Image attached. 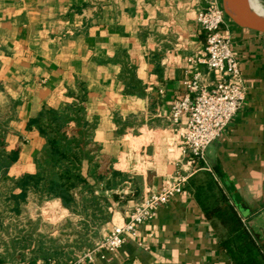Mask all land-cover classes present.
I'll return each mask as SVG.
<instances>
[{
    "label": "crops",
    "instance_id": "1",
    "mask_svg": "<svg viewBox=\"0 0 264 264\" xmlns=\"http://www.w3.org/2000/svg\"><path fill=\"white\" fill-rule=\"evenodd\" d=\"M204 6L192 0H0V133L4 150L17 153L0 186L35 173L45 140L30 121L42 109L70 105L81 90L98 155L123 178L108 189L82 164L87 186L103 199L106 220L93 227L99 239L124 222L143 195L176 170H189L169 114L185 93L192 71L187 60L204 56L196 22ZM224 21L245 99L207 147L205 162L264 257V34ZM198 69L211 86L213 76L203 65ZM38 205L55 208L47 216L53 225L83 219L57 199L38 204L29 197L19 216L2 223L18 235L38 221ZM227 234V223L205 215L188 182L135 237L113 253L100 251L93 264H234L223 247Z\"/></svg>",
    "mask_w": 264,
    "mask_h": 264
},
{
    "label": "trees",
    "instance_id": "2",
    "mask_svg": "<svg viewBox=\"0 0 264 264\" xmlns=\"http://www.w3.org/2000/svg\"><path fill=\"white\" fill-rule=\"evenodd\" d=\"M81 91L83 95L74 98L70 105L56 110L42 109L30 121V125L45 140V145L35 160L34 174L24 175L8 185L0 186V228L2 218L21 214L30 196L37 197L39 201L57 199L68 211L83 218L77 222L78 235L86 231L93 235L94 224L106 220L101 207L103 199L96 197L87 186L81 174L82 164L87 162L90 177L98 183L103 182L108 189L116 188L123 178L108 166V159L98 155V146L92 139L95 122L85 118V95ZM16 159V152L7 153L4 150V134L0 133V178ZM188 182L205 215L209 219L217 218L227 223L228 234L223 247L233 263L264 264V257L234 208L228 205L226 196L212 175L200 171ZM33 236L32 231L22 230L12 239L13 249L21 250L17 254L18 260H24V253L31 247ZM36 238H40L36 242L38 248L36 251L31 249L33 255L26 264H37L39 260L46 263L52 259L59 261V257L65 255L64 249L44 247L41 235H36ZM85 245L91 247L92 244Z\"/></svg>",
    "mask_w": 264,
    "mask_h": 264
},
{
    "label": "built area",
    "instance_id": "3",
    "mask_svg": "<svg viewBox=\"0 0 264 264\" xmlns=\"http://www.w3.org/2000/svg\"><path fill=\"white\" fill-rule=\"evenodd\" d=\"M192 2L205 4L198 9L196 16L197 25L205 37L204 56L187 60L192 71L183 81L185 93L173 103L169 114L170 125L179 139V150L182 155L190 157V168L184 172L176 170L157 191L143 195L133 204L124 222L114 226L92 248L68 264H93L100 251L113 253L119 250L127 239L135 237L139 225L151 221L160 206L182 191L193 175L199 171L210 172L205 151L228 126L245 99L236 57L225 32L220 0ZM199 65L213 76L211 86L202 83Z\"/></svg>",
    "mask_w": 264,
    "mask_h": 264
},
{
    "label": "rangeland",
    "instance_id": "4",
    "mask_svg": "<svg viewBox=\"0 0 264 264\" xmlns=\"http://www.w3.org/2000/svg\"><path fill=\"white\" fill-rule=\"evenodd\" d=\"M31 199H35L38 204H41L43 201H39L37 197L30 196ZM53 211H55V208L52 206L49 209H44L42 205H38V209H35L34 215L38 217V221H35L31 224H27L25 226L26 231H32L33 232V241L31 247L26 250L25 255L23 259L27 261L32 257L31 249L36 251L38 248V245H36V242L40 238H36V235L42 236V245L44 247H50L51 249H64L65 255L62 257H59V261H55L56 259H52L49 263L53 264H68L69 262H73L76 260L82 252H84L87 249L92 248L97 242H99L101 239L98 238V232L94 231V234L86 232H81L79 235L77 234V231L79 229L76 220V217H69L65 219L64 221L53 225L52 221L48 220L47 216H52ZM4 213V212H3ZM4 215V214H2ZM75 216V215H74ZM7 217H12L10 215L2 218L3 220ZM44 219V221H43ZM2 220V222H3ZM24 229V228H21ZM13 230V229H12ZM18 231V230H17ZM16 231V233H17ZM17 234H12V231H10L9 227H6L5 224H3L0 228V260H13L14 264H25V261H20L18 263V248L15 250L13 249L12 244V237L16 236ZM91 245V247H88L85 245ZM21 251V250H20ZM19 251V252H20ZM17 261V262H16ZM40 264H48L44 261H38Z\"/></svg>",
    "mask_w": 264,
    "mask_h": 264
},
{
    "label": "water",
    "instance_id": "5",
    "mask_svg": "<svg viewBox=\"0 0 264 264\" xmlns=\"http://www.w3.org/2000/svg\"><path fill=\"white\" fill-rule=\"evenodd\" d=\"M246 0H221V8L226 17L234 25L264 34V25L257 22L245 7ZM237 5L242 7L238 9Z\"/></svg>",
    "mask_w": 264,
    "mask_h": 264
},
{
    "label": "bare ground",
    "instance_id": "6",
    "mask_svg": "<svg viewBox=\"0 0 264 264\" xmlns=\"http://www.w3.org/2000/svg\"><path fill=\"white\" fill-rule=\"evenodd\" d=\"M245 7L257 22L264 25V6L257 0H246ZM237 8L242 9L239 5Z\"/></svg>",
    "mask_w": 264,
    "mask_h": 264
}]
</instances>
